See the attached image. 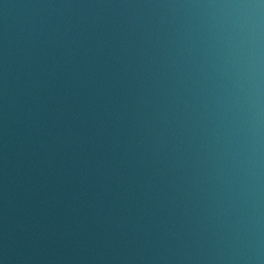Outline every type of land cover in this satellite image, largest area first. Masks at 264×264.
<instances>
[{
  "label": "water",
  "instance_id": "1",
  "mask_svg": "<svg viewBox=\"0 0 264 264\" xmlns=\"http://www.w3.org/2000/svg\"><path fill=\"white\" fill-rule=\"evenodd\" d=\"M0 264H264V0H0Z\"/></svg>",
  "mask_w": 264,
  "mask_h": 264
}]
</instances>
